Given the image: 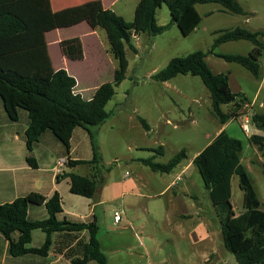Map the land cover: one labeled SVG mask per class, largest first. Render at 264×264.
I'll return each instance as SVG.
<instances>
[{
    "label": "rangeland",
    "instance_id": "rangeland-1",
    "mask_svg": "<svg viewBox=\"0 0 264 264\" xmlns=\"http://www.w3.org/2000/svg\"><path fill=\"white\" fill-rule=\"evenodd\" d=\"M135 1L122 0L115 7V12L119 15L122 14L121 16L127 22H132L135 16ZM240 4L242 7L256 8L259 11L264 8V0H241ZM197 7L203 20L196 30L188 36H184L177 25H172L158 36H150L144 33L139 35L132 41L136 52L126 46L128 68L125 79L115 88L114 97L105 106V111L111 116L101 124L90 127L92 136L82 128L76 129L82 131V137L77 138L76 135H79L77 132L75 144L82 140L81 145L74 153L70 150L69 156L71 159L80 158V160H84V163L79 165L76 171L65 166L62 170L60 169L61 176L71 172L80 176H91L93 175L92 167L96 166L99 171L98 186L101 187L103 183L114 185L112 186V193L109 191L110 198H112L116 196L115 186L122 182L125 174L128 172L131 174V178H136L139 174L137 169L142 167L147 171V174L153 175L154 183L157 181L159 187L165 188L177 175L182 174V169L220 133L225 124L223 125L213 115L210 92L199 76L178 75L168 82H158L153 78L173 58L185 57L199 50H210L216 38L224 31L236 28L250 30L243 24L247 18L252 17L248 11H245L244 15L222 14L215 11L221 7L219 4H202ZM208 10L215 11L211 18H205V13ZM171 19L170 11L164 4L157 11L158 24L167 25ZM262 24H264V17L260 12L256 18L252 19L250 27L259 29ZM100 31L99 42L89 37L84 39L85 60L69 64V70L78 81V90L85 99L92 98L96 89L102 84L114 82L115 71L119 67L118 60L110 51L105 30L100 29ZM253 47L251 42L243 40L224 43L216 50L218 53L227 55L247 56ZM50 52L54 66L62 65L63 59L59 48L51 45ZM212 57L211 59L215 60L216 64H213L211 59L209 63L214 70H217L216 72L227 74L232 72L230 85L232 90L234 92L241 90L253 99L261 80H257L239 64L229 63L215 55ZM260 62L264 64V56L261 57ZM261 103H264V85L260 99L255 106L256 111L264 113V107H260ZM222 111L229 114L230 107L224 105ZM20 113L22 114L19 123H17L18 128L29 122L28 112L21 110ZM141 119L149 124L151 128L149 131L143 127ZM1 130H6L3 129V125H1ZM224 130L228 135L241 140L243 143V150L240 154L242 165L251 179L264 211V150L260 151L249 142V135L242 130L238 117L231 118L226 123ZM48 135L68 157L64 145L51 132H48ZM21 136L24 139V135ZM92 138L96 147V157ZM23 139L11 145L15 151L22 152V156L25 151L29 152L25 139ZM41 139L43 140H40V144H36L31 156L35 160L41 159L42 163L45 164L47 157L44 155H47L48 151L51 152L54 146L46 140L49 138ZM84 147H86L85 151ZM160 147L163 148L164 153L156 155L154 150ZM182 150L186 151L187 159L170 174H153L152 170L147 168L142 161L138 162L131 159L143 157L147 159L155 156V162L165 164ZM16 165L19 166L20 163L18 162ZM182 176L184 182L178 183L177 189L179 191L177 192L182 193L189 208L190 204L193 203L196 207L195 210L200 211L198 215L201 216L198 219V215H192L181 221L180 217L179 219L175 218L178 220L177 223L181 222L184 225L182 229L178 228L174 219L171 221L173 222L171 227L164 220L156 223L138 206V214L132 217L134 230L128 228L129 231H121V226L127 223L124 220L120 226H115L113 223L114 210H123L124 205L128 204L127 198H125L126 203L123 200L122 204V200L117 199L96 209L102 236V248L108 257L109 264H237L234 255L224 245L220 217L210 199L209 192L204 187L203 179L197 167L191 166ZM67 180L68 178H64L65 182ZM144 192L146 193V191ZM169 195L171 194L167 193L162 199H166ZM76 199H79V202L74 203L66 200V208L74 210L75 214L88 213L91 202H87L86 198L80 196ZM89 200L94 201L95 199ZM231 203L237 215L245 212L244 194L240 189L239 178L236 175L232 180ZM125 215L126 209L123 219ZM64 217L63 214L59 215L60 219ZM73 219L75 222H80L78 218L73 217ZM146 221L147 227L143 235H139L140 231H138L143 243L141 246V243L136 239L135 230L137 233L140 223ZM201 222L209 229L211 236L204 243L200 241L195 243L189 237L190 230L192 227L199 226ZM39 235L42 238H39ZM43 236L41 230H37L33 245L41 247L44 244L42 243ZM52 241L50 250L52 254L59 245L67 243L65 236L60 233H54ZM132 246L133 248H131ZM212 254L215 255L213 260L208 261ZM3 257L1 250L0 261L2 262H4ZM10 259L11 262L8 261L7 264H42L41 260L44 257L27 255L20 257L21 260L19 261L15 258ZM62 264L68 263L64 261ZM90 264L95 263L91 262Z\"/></svg>",
    "mask_w": 264,
    "mask_h": 264
},
{
    "label": "trees",
    "instance_id": "trees-1",
    "mask_svg": "<svg viewBox=\"0 0 264 264\" xmlns=\"http://www.w3.org/2000/svg\"><path fill=\"white\" fill-rule=\"evenodd\" d=\"M10 1L14 0H0V4ZM164 4L172 19L167 25H159L157 11ZM198 4H219L224 7V11L232 14L246 13L237 0H139L134 20L127 22L114 11L105 9L101 0H92L80 6L24 21L10 13L0 15V98L11 122L20 120L21 110L28 112L29 122L24 139L29 153H32L46 133L51 132L67 149L66 165L76 168L83 164L84 160H73L69 156L73 133L75 129L82 128L91 135V126L99 125L111 116L105 111V106L114 97L115 88L125 79L128 68L126 46L136 52L132 44L134 37L143 33L158 36L172 25H177L180 32L188 36L202 21L196 8ZM82 22L88 23L93 29L105 30L110 51L119 63L114 82L102 84L89 100L76 92L77 80L73 76L65 69H54L46 41L47 32ZM21 34L28 38L30 47L26 51L16 52L21 47L14 38ZM263 37L262 31L251 32L244 28L224 31L216 38L210 50H199L185 57L173 58L153 78L158 82H168L178 75L199 76L210 92L213 115L224 125L231 118H237L243 105L249 103V100L244 95L233 93L229 74L214 73L205 59L209 55H215V48L221 44L240 40L251 42L254 48L247 56H216L241 65L259 79L262 73L260 60L264 56ZM61 48L69 59L84 58L83 44L79 38L62 41ZM224 105L230 107L229 114L222 111ZM141 123L146 130H150L145 120L141 119ZM253 123L264 131V113H256ZM92 142L96 157L93 138ZM249 142L260 151L264 150V136L252 135ZM242 150V141L223 130L195 157L193 164L197 167L220 217L226 249L234 255L237 264H264V211L242 165ZM154 152L159 155L164 150L160 147ZM186 159L187 153L182 150L165 164L155 162V156L141 161L153 172L169 174ZM27 162L32 168H38L37 161L32 156L27 157ZM92 170L91 176L67 173L59 177L68 178L72 194L91 199L99 188V171L96 166ZM235 175L238 176L240 189L244 193L245 212L240 215L235 213L231 203L232 180ZM30 206H45L48 218L30 220ZM61 214L62 198L58 192L51 197L33 192L11 203L0 204V234L9 242V255L13 258L27 255L47 257L54 233L64 234L69 238L86 231L87 240L80 239L74 247H67V250L59 245L57 252L64 255L70 264H109L107 255L101 249L97 217L93 216L86 222H75L66 218L59 219ZM35 230L46 234L45 242L40 248L29 247Z\"/></svg>",
    "mask_w": 264,
    "mask_h": 264
},
{
    "label": "crops",
    "instance_id": "crops-1",
    "mask_svg": "<svg viewBox=\"0 0 264 264\" xmlns=\"http://www.w3.org/2000/svg\"><path fill=\"white\" fill-rule=\"evenodd\" d=\"M90 1L92 0H14V1L4 2L0 4V15L10 13L24 21V20H27L35 16L48 14V13H55V12H58V11H61L67 8L80 6ZM121 1L122 0H101L105 9H110L114 12L116 11L115 7ZM237 1L239 4L241 3V0H237ZM138 2L139 0L135 1L136 4H134V9H136ZM198 5H202V4H198ZM197 6L196 8L198 10ZM242 8L244 11H248V13H250V15L252 16L250 18H247L243 23L244 25L250 28L249 31L264 32V24H262V26L259 29H253L250 27V23L252 19L256 18L260 14V12L262 13L264 17V8H262L260 11L257 10L256 8L254 9L249 8V7H242ZM215 11L222 13V14L229 13V12L224 11L223 6H221L220 8H217ZM215 11L208 10L205 13V18H211V16H213V14L215 13ZM121 15L122 14H120V16ZM100 32H101L100 28L93 29L86 22H82L72 27L56 29V30L47 32L46 41L48 44V51L52 59V62H53V58L50 52L51 45H55L59 48V51L61 53V58L63 59L62 60L63 64L59 65L58 67H55L54 62H53L54 69L55 70L65 69L69 75L75 78L76 76L69 70V64L71 62H81L85 60L86 55H85L84 39L89 37L99 42V37L101 36ZM137 37H134V39ZM73 38H79L83 44L84 58L82 60L69 59L64 55L62 51V48H61L62 41L73 39ZM263 38H262V41H263ZM14 40L18 44H20V47H21L16 52L26 51L30 47L28 38L23 34L18 35L17 37L14 38ZM240 41H243V40H240ZM233 42H239V41H233ZM221 45H219L218 47H220ZM217 48H215L214 50L215 56L216 54H222L220 52L219 53L217 52L216 50ZM213 55L207 56L205 60L208 66L210 67V69L214 73L219 74L220 72H216L217 70H214L209 63V60L213 58L212 57ZM211 61L213 64H216L215 60L211 59ZM261 68H262L261 77L257 79V80H261V83L253 99H251L247 94H245L241 90L234 92V90H232L230 86L233 93L237 95L239 94L244 95V97H246L249 100V103H251L253 106L255 114L260 113V111L255 110V106L260 99V93L264 85V64L262 62H261ZM232 76H233L232 72H229L230 85H231ZM76 92L80 93L78 90V81H77ZM260 107H264V103H261ZM21 114L22 113H20V118H21ZM19 121L12 123L9 120L4 110L3 102H1L0 103V204L1 205L6 204V203H11L16 199L20 197H25L33 192L41 193L47 197H51L54 195V193L58 192L62 198L63 215L65 216L64 218H66L69 221H74L73 219L74 217V218L80 219V221L86 222L92 219L93 216L97 217L96 209L99 206L107 205L111 201H114L117 199L122 200V204H123V200L125 201V198H127L128 204H125L123 207L124 210L126 209L125 218L124 219L122 218V221L119 224H116L115 222H113L115 226L116 225L120 226L121 223L124 220H126L127 224L121 226V231H129L130 229L128 228H131L132 230H134L132 217L138 214V209H139L138 206H140L143 209L144 213H146L153 221H155L156 223L163 221V220L167 221L169 223L168 225L169 227H171L173 224V222H171L172 219H174L177 223L178 220H176L175 218L179 219L180 217V221H181L182 219H186L188 217H191L192 215L199 214L198 212L200 211L195 210L196 208L195 205L192 203L190 204V208H189L188 202L185 199V197L182 195V193L177 192L179 191L177 189L178 183L184 182V178L182 175L184 174L186 170L191 168V166H194L193 161L195 158L182 169L181 171L182 174L177 175L175 179L172 180L171 183L167 184L165 188L163 186L159 187V185H157V181L156 183H154L153 175L147 174V171H145V169H143L142 167L137 169L139 174H137L136 178H131L130 176L131 174H129L128 172L125 174L124 178L122 179V182H120L118 185L115 186L116 188L115 197L110 198V195H109V191L112 193L111 190H112V186L114 185L113 184L105 185L103 183L101 187L98 188L95 196L93 197V199H95L94 201H90L88 198H86L87 200L85 199L87 202H91L89 204L90 209L88 213L83 214V215L75 214L74 210L66 208L65 201L66 200L72 201L74 203L79 202V199H76L79 196H76L70 192L69 180L65 182L64 178L59 177L61 176L60 169L62 170L65 166H67L66 165L67 156H65V154L59 149L60 148L59 145L55 143V141L50 139L52 137H50V135L46 133L42 138H45V139L49 138L46 140L52 143V145L54 146V147L52 146L53 150L51 152L48 151L47 155H44L47 157V159L45 160V164L42 163L41 159H36L38 168H32L27 162V157L31 156L34 151L32 153H29V152L27 153V151H25V153L22 156V152L19 153L17 150L15 151L13 147L11 146L13 143L18 142L19 140L23 139L21 135L25 134V131L28 127V123L26 120L27 124H24L23 127L18 128L17 123H19ZM1 125H3V129H6V130H1ZM225 127H226V124L221 128L220 132L223 131ZM77 132H79V135H76ZM253 133H254L253 135L264 136L263 135L264 131L259 130L255 125L253 129ZM75 135L77 136V138L82 137V131H77L75 129L73 133V137L71 140V152L72 153H74L77 148H80L81 141H82L80 140L76 142L75 144ZM85 150H86V147H84V151ZM72 159L80 160V158H77V157H74ZM131 159L134 161L137 160L139 162L145 158L143 157L139 159H136V158H131ZM18 162L20 163L19 166L16 165V163ZM77 168L78 167L72 168V169L76 171ZM155 173H158V172H153V174ZM63 184H65V186H63ZM144 191H146V193ZM167 193L171 195H169L166 199H162L163 196L165 197L167 195ZM117 210L119 209H115L114 213ZM28 217L32 221L44 220L48 218L47 209L45 206H30L28 210ZM200 217H201L200 215L197 216L198 219H200ZM177 225H178V228H181V229L182 227H184V225L181 222L177 223ZM138 227H139L138 228L139 230L137 229V233L135 230L136 239L141 243L140 245L143 246L142 239L141 237H139V235L142 236L144 231L146 230L147 221L145 223L144 222L140 223ZM36 231L37 230L33 231L32 242L29 245V247L40 248V247L33 245V240H34ZM138 231H140L139 235H138ZM42 233L44 234L42 243H44L46 239V234L44 232ZM61 235H64V234H61ZM210 236H211V232L206 226H204L203 222H201L199 226H196L194 228L192 227V229L190 230V235H189L191 240L194 241L195 243L199 241L201 243H204L205 241L208 240V237ZM40 237L41 235H39V238ZM87 238H88V233L86 231L82 232L81 234H74L73 236L66 238L67 243L63 244V246L65 247V249L69 246L71 248L76 245L78 240L80 239L87 240ZM99 240L101 243V249L103 251L102 236L100 232H99ZM131 248H133V246ZM1 250L3 251L4 262L0 261V264H7L8 261L11 262L10 258H13V257L9 255V242L0 234V252ZM66 250H64V252ZM214 256L215 255L212 254L208 261H212ZM15 259L19 261L22 258L20 259L19 257ZM64 261L69 264V261L64 257V255L59 254L56 249L54 250V254L49 252L48 256L44 257V259L41 260V262H43L42 264H62Z\"/></svg>",
    "mask_w": 264,
    "mask_h": 264
},
{
    "label": "built area",
    "instance_id": "built-area-1",
    "mask_svg": "<svg viewBox=\"0 0 264 264\" xmlns=\"http://www.w3.org/2000/svg\"><path fill=\"white\" fill-rule=\"evenodd\" d=\"M255 115L253 106L251 103H245L239 112L238 118L241 123L242 130L251 137L253 133L254 123H253V117ZM180 180V179H179ZM124 208L120 211H116L114 213V222L116 224H119L122 221L123 215H124Z\"/></svg>",
    "mask_w": 264,
    "mask_h": 264
}]
</instances>
